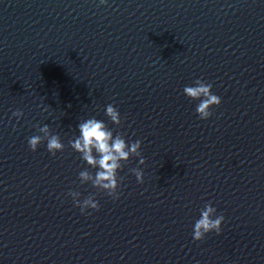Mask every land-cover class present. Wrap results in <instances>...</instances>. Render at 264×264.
<instances>
[{
    "label": "water",
    "instance_id": "1",
    "mask_svg": "<svg viewBox=\"0 0 264 264\" xmlns=\"http://www.w3.org/2000/svg\"><path fill=\"white\" fill-rule=\"evenodd\" d=\"M89 118L141 141L118 199L79 179ZM45 124L55 155L28 145ZM209 202L221 233L194 241ZM0 264H264V0H0Z\"/></svg>",
    "mask_w": 264,
    "mask_h": 264
},
{
    "label": "clouds",
    "instance_id": "2",
    "mask_svg": "<svg viewBox=\"0 0 264 264\" xmlns=\"http://www.w3.org/2000/svg\"><path fill=\"white\" fill-rule=\"evenodd\" d=\"M100 4H105L107 0H99ZM195 86H185L183 92L191 100H199L196 112L201 120H207L211 117L213 107H219L221 97L212 93V84L206 83L202 79L194 82ZM106 116L115 125L121 124L120 113L116 107L109 104L105 109ZM13 117L19 121L23 112L16 110L12 113ZM79 135L72 141H69L71 148L80 154L83 161L93 168L97 169L95 174L87 169L79 173L81 183H91V185L106 193L113 199L119 198L120 181L118 173L127 163L130 157H139V164L143 165L145 159L141 154V141L126 142L122 134H115L108 128L106 123L96 118H89L78 125ZM39 134L28 138V145L32 151H36L41 143L47 141V150L52 155L64 150V144L59 135L52 134L50 127L45 124L37 126ZM138 183H143L144 173L139 168L132 169ZM74 204L80 208L82 214H90L88 209L99 210V202L93 195H89L82 201L79 199L80 193L70 191ZM216 209L211 202L206 203L201 209L200 218L196 220L193 227L194 241H201L208 233H221V225L224 221L223 215H216Z\"/></svg>",
    "mask_w": 264,
    "mask_h": 264
}]
</instances>
